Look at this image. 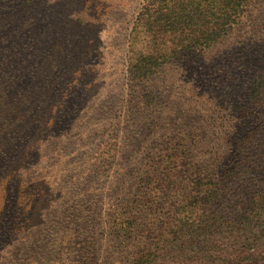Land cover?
Returning <instances> with one entry per match:
<instances>
[{"label":"rangeland","instance_id":"374dc122","mask_svg":"<svg viewBox=\"0 0 264 264\" xmlns=\"http://www.w3.org/2000/svg\"><path fill=\"white\" fill-rule=\"evenodd\" d=\"M134 37L183 39L185 53L130 81ZM263 73L264 0H0V264H132L158 218L115 237L112 180L205 132L226 152L256 122ZM185 154L161 175L163 211L189 189L199 151ZM78 170L92 173L74 188ZM252 252L236 264H258Z\"/></svg>","mask_w":264,"mask_h":264},{"label":"trees","instance_id":"16d2710c","mask_svg":"<svg viewBox=\"0 0 264 264\" xmlns=\"http://www.w3.org/2000/svg\"><path fill=\"white\" fill-rule=\"evenodd\" d=\"M217 31L218 28L211 29L202 41L215 38ZM139 40L144 44L134 47ZM154 42L153 38L132 39L135 64L129 69L130 81L148 80L163 60L185 53L183 39H170L161 47ZM146 51L148 54H144ZM251 95L258 111L256 122L236 136L226 152L224 146L216 145L222 135L214 137L205 132L198 136L200 140L191 151L164 154L161 160L146 163L141 173L130 172L133 164L128 162L125 173L112 180L115 188L103 223L115 237L130 239L147 220L146 213L153 211L158 218L159 231L151 242L152 248L138 253L132 264H236L249 260L251 249L258 264H264V73L254 80ZM148 96L142 94V99L147 101ZM196 149L199 158L194 156L197 166L188 178L187 193L181 200H174L171 210L163 211L161 175L180 166L170 158L180 160L185 153L193 156ZM91 173L75 171L70 186L82 185L83 175L87 179ZM62 178L68 179L65 173Z\"/></svg>","mask_w":264,"mask_h":264}]
</instances>
